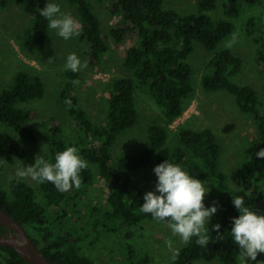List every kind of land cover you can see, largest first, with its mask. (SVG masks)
I'll use <instances>...</instances> for the list:
<instances>
[{
	"label": "trees",
	"instance_id": "16d2710c",
	"mask_svg": "<svg viewBox=\"0 0 264 264\" xmlns=\"http://www.w3.org/2000/svg\"><path fill=\"white\" fill-rule=\"evenodd\" d=\"M10 1L0 0V7ZM36 1L34 18L25 30L22 46L32 58L49 60L51 57L53 60L56 48L52 31L48 28V21L39 14V9H43L49 0ZM165 1L116 0L113 6V11L120 14V20L110 33L118 42L133 41L124 62L133 75H117L111 79L105 124L97 123L74 94L76 84L72 81L79 80V71L65 72L59 100L77 126L74 145L88 164L80 172V188L73 186L68 191H58L50 182L40 183L46 201L42 203L36 188L23 179L13 178L7 188L0 187V206L26 228L36 245L52 261L96 264L83 251V239L79 235L82 231L87 228L94 231L100 227H105L106 231H117L121 224L132 226L142 220L153 219L151 214L140 211L145 190L134 183V177L154 158L157 165L165 160L180 164L190 176L200 181L206 176L212 179L220 206L218 216L210 219L205 226L213 240L202 247L195 243L197 238L192 237L188 244L181 247L179 256L171 264H198L200 260L215 259L225 264L237 263L239 246L233 242L230 231L233 217H238L240 213L233 205V197L243 196L245 206L250 210L264 209V158L256 156L264 148V110L260 106L256 87L234 80L243 69L244 59L230 47H220L223 40L235 33L240 17L250 11L244 23L246 32L256 42L257 58L264 63V0H195L199 10L186 13L166 8ZM68 2L77 8L81 22L80 39L89 46L87 55L91 62H100L109 51V43L91 0ZM220 6L225 16L214 17L209 13ZM196 42L207 51L214 52L201 78L203 87L208 91H228L235 97L242 112L253 115L257 121V137L245 147V159L239 166L241 185L238 188L230 186L228 174L221 168L222 147L213 128L181 124L176 130L178 144L167 145L171 124L184 114L195 90L194 67L190 58L196 49ZM139 87L147 88L162 108L166 124L153 123L148 127L149 143L141 151L114 157V144L119 135L139 121L136 102ZM46 91L42 78L20 70L12 84L0 92V121L15 132L0 130V171L5 162H15L29 155L22 138L31 142L39 140L34 123L39 111L20 104L43 98ZM67 100L71 101V106L65 102ZM66 131L57 117L51 119L48 126L53 139L51 162L55 161L56 153L71 146ZM94 165L98 175L111 185L109 207L106 209L82 204L96 180ZM70 199H75V203L71 204ZM82 206L86 210V222L77 216ZM58 221L67 222L65 230L56 231ZM217 223L221 225L219 234L223 238L220 240L216 237L218 233L212 230V225ZM6 230L0 222V232ZM126 237L129 240L125 248L127 262L150 264L148 255L133 257L137 251L136 243L131 242L134 238L132 230L126 232ZM0 254L5 255L6 264H31L10 246L0 245ZM257 261L264 264V253H258Z\"/></svg>",
	"mask_w": 264,
	"mask_h": 264
},
{
	"label": "rangeland",
	"instance_id": "374dc122",
	"mask_svg": "<svg viewBox=\"0 0 264 264\" xmlns=\"http://www.w3.org/2000/svg\"><path fill=\"white\" fill-rule=\"evenodd\" d=\"M115 2L116 0H91L95 13L101 19L103 32L109 43V51L98 63L91 62L87 55L89 46L80 39V34L65 40L52 29L56 48L52 62L30 57L24 51L22 41L25 30L32 24L37 1L11 0L8 5L0 7V92L12 84L15 75L20 70H26L42 78L47 86L43 98L20 104L23 107H32L39 111V117L34 122L39 140L31 142L21 137L29 149V155L18 158L15 162H5L3 170L0 171V187L7 188L13 178H20L16 176V171L24 166L33 165L37 155H42L50 160L53 139L48 132V126L52 118L57 117L63 123L71 146L76 147L74 142L77 126L59 100L68 55L75 53L81 62L87 61V68L79 71V83L75 86L74 94L79 97L81 105L97 123L105 124L107 122L111 79L117 75H133L132 71L124 64L127 50L133 41L118 42L110 33L111 28L117 25L120 20V14L113 11ZM49 3L59 4L62 12L71 14L78 22L80 32L81 22L74 5L70 4L68 0H49ZM165 7L175 8L182 13L199 10L195 0H166ZM255 11H259V9H255ZM209 13L214 17L225 16L221 6ZM247 13L240 17L235 33L223 40L220 47H230L234 53L244 59L243 69L234 80L238 83L253 84L258 90L260 106L264 110V63L257 58L256 42L246 32L244 23ZM213 53L207 51L201 43L196 42V49L190 58L194 67L195 90L184 114L171 124L167 145L178 144L176 130L181 124L194 128H213L222 147L221 168L228 174L230 186L238 188L241 185L239 166L245 159V147L257 137V121L253 115L242 112L235 97L228 91H208L203 87L201 78L206 63ZM136 102L139 121L135 126L119 135L114 144V157L123 153L141 151L149 143L148 127L153 123L166 124L162 108L155 102L147 88L139 87L137 89ZM0 130L15 134L12 128L2 121H0ZM79 155L81 156L80 153ZM156 165L154 158L134 177V183L144 188V194L156 189L157 176L153 171ZM94 168L96 180L84 196L82 204L106 209L109 207L108 196L111 185L98 175L96 165ZM20 179L32 184L36 188L38 199L42 203L46 202L40 183L30 177ZM201 181L205 187L210 189V192L206 193L204 197V205L211 207L214 202H218L215 183L207 176ZM69 202L74 204L75 199H70ZM83 209L84 206L80 207L77 216L86 222V210ZM217 209L210 219L218 216L219 203ZM255 212L264 215V209ZM55 226L56 231H62L66 229L67 222L58 221ZM128 230L133 231L134 238L131 242L136 243L137 252L133 254V257L139 254L148 255L150 264H171L173 261L172 251L165 243L167 240L172 241L173 249L180 250L184 245L178 235H173L167 221L157 222L155 219H145L132 226L121 224L117 231H106L105 227L97 228L94 231L90 228L85 229L79 234L83 239V251L91 256L96 264H134L127 262L125 256V248L129 241L126 237ZM0 264H6L3 254H0ZM198 264L225 263L215 259L212 261L200 260ZM235 264H239V260ZM249 264H256V262L250 261Z\"/></svg>",
	"mask_w": 264,
	"mask_h": 264
},
{
	"label": "clouds",
	"instance_id": "9594fccd",
	"mask_svg": "<svg viewBox=\"0 0 264 264\" xmlns=\"http://www.w3.org/2000/svg\"><path fill=\"white\" fill-rule=\"evenodd\" d=\"M39 14L48 21V28L54 30L60 37L67 40L78 36L79 24L69 13L61 11L56 3H46ZM52 58L49 57V63ZM87 68V61L81 62L75 53L68 55L65 64L66 70L78 72ZM78 84V80H73ZM71 106V101H65ZM256 156L264 158V148ZM88 167L87 162L79 155V149L70 146L56 153L55 161L51 162L42 155L35 157L33 165L24 166L16 171L20 178L30 177L37 183H52L58 191H68L81 186L80 172ZM157 176L156 191L144 194V203L140 211L151 214L157 222L167 221L173 235H178L184 244H188L192 237L195 243L206 247L209 240V230L205 228L206 222L217 212L218 202L211 207H205L204 197L210 189L205 187L199 179L190 176L180 164L165 160L153 169ZM158 193V194H157ZM233 205L239 211L238 217H233L231 234L233 242L239 246V264H249L257 261L258 253H264V215L257 214L245 206L243 196L233 197ZM221 225H212V230L218 233L217 240L222 239L219 234ZM216 240H214L215 242ZM167 247L172 251V260L179 256V250L173 249L172 241L167 240Z\"/></svg>",
	"mask_w": 264,
	"mask_h": 264
},
{
	"label": "water",
	"instance_id": "95a60500",
	"mask_svg": "<svg viewBox=\"0 0 264 264\" xmlns=\"http://www.w3.org/2000/svg\"><path fill=\"white\" fill-rule=\"evenodd\" d=\"M0 222L8 229L0 232V245L15 248L31 264H61L49 259L33 241L26 228L1 206Z\"/></svg>",
	"mask_w": 264,
	"mask_h": 264
}]
</instances>
